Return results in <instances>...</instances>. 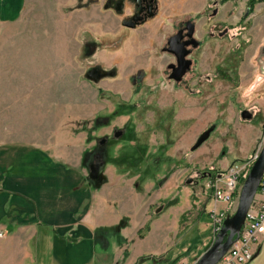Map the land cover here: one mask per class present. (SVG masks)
Wrapping results in <instances>:
<instances>
[{
	"label": "rangeland",
	"instance_id": "1",
	"mask_svg": "<svg viewBox=\"0 0 264 264\" xmlns=\"http://www.w3.org/2000/svg\"><path fill=\"white\" fill-rule=\"evenodd\" d=\"M248 1L206 0L202 12L191 5L186 13L188 2L183 12L173 11L174 0H24L20 16L0 27V148H42L86 182L88 165L99 167L103 184L104 169L131 168V154L138 172L168 158L169 169L184 165L178 151L186 146L175 141L185 134L199 132L188 156L202 134L208 146L221 138L226 150L240 153L239 130L259 128L261 108L240 126L216 112L238 105L242 85L254 94L264 77V0L249 15ZM193 16L202 46L183 82L174 84L166 72L172 60L161 48L173 27ZM221 130L232 134L220 137ZM114 132L121 135L115 139ZM190 238L193 251L201 237L193 230Z\"/></svg>",
	"mask_w": 264,
	"mask_h": 264
},
{
	"label": "crops",
	"instance_id": "2",
	"mask_svg": "<svg viewBox=\"0 0 264 264\" xmlns=\"http://www.w3.org/2000/svg\"><path fill=\"white\" fill-rule=\"evenodd\" d=\"M23 2L0 0V27L20 16ZM186 2V13L193 9L202 12L207 4L206 0H174L173 11L183 12ZM191 5L193 9L189 8ZM263 80L264 77L259 80L254 94L245 91L244 85L238 90L237 104L244 109L236 105L230 110H218L216 118L226 114V124L234 120L240 126L237 122H243L238 119L242 112L254 116L260 108L264 118V95L258 91L264 90L260 87ZM182 108L179 107L180 113ZM239 131L244 143L238 154L226 150L225 139L218 138L216 146H208L210 143L205 140L195 150L190 148L192 153L188 156L187 150L199 132L181 136L175 144L186 146L178 152H184L180 161L187 159L184 165L179 162L176 169L174 165L168 168V158L162 159L155 170L153 163L157 160L151 158L152 169L138 172L132 167L137 165V156L134 160L131 154L127 161L130 169H104L108 183H102L97 191L84 181L80 170L42 148H0V264H137L145 256L154 260L141 264H171L176 258L179 260L175 264H193L213 242L208 213L225 206L211 200L206 188L211 178L203 183L198 180L201 184L192 186L185 181L189 177L197 179L199 173L208 169L223 173L237 160L249 163L264 133L261 126ZM227 134H232L231 130L219 131L220 137L226 138ZM234 141L241 142L239 136ZM164 155L171 157L168 152ZM168 200L173 203L166 209ZM203 216L208 219L207 224L202 223ZM122 220L124 226L116 230ZM193 230L201 239L190 251ZM253 256L247 264H264V234Z\"/></svg>",
	"mask_w": 264,
	"mask_h": 264
},
{
	"label": "water",
	"instance_id": "3",
	"mask_svg": "<svg viewBox=\"0 0 264 264\" xmlns=\"http://www.w3.org/2000/svg\"><path fill=\"white\" fill-rule=\"evenodd\" d=\"M191 36V33L188 37ZM175 41V37H171L167 41V45L172 46V43ZM179 52L175 53L176 57V65H169L168 68L172 69L171 73L168 76V80L178 83L181 81L182 77L189 70L191 66V62L185 60L184 58L187 56L188 51H184L182 45L177 47ZM168 52L172 53L171 49H167ZM174 55V54H173ZM252 117L251 113L244 111L241 113L240 118L243 121H248ZM120 133L114 134V138H118ZM207 134H202L197 139L194 146L191 150H195L198 148L205 140ZM264 172V138L262 140V144L260 149L255 155L254 161L249 168L246 177L240 187L236 206L234 212L231 215H228L223 221L222 228L218 234L213 239L212 244L208 247V249L199 256L195 260L193 264H217L220 259L224 256V254L228 251L232 243L238 239L240 231L244 225L246 213L249 209L251 202L253 201L259 183L261 181L262 175ZM102 171L93 165H88V182H91L95 188L99 187L103 182L104 178L102 177ZM210 173H202L199 177L200 179L210 178ZM198 179L188 178L185 181L186 185H190L193 183H197ZM160 211V210H157ZM123 226V222L118 225L116 230H119L120 227ZM255 256V255H254ZM253 256V257H254Z\"/></svg>",
	"mask_w": 264,
	"mask_h": 264
},
{
	"label": "built area",
	"instance_id": "4",
	"mask_svg": "<svg viewBox=\"0 0 264 264\" xmlns=\"http://www.w3.org/2000/svg\"><path fill=\"white\" fill-rule=\"evenodd\" d=\"M255 158V156H254ZM254 158L251 160L254 161ZM249 163L233 164L214 179H210L206 188L210 198L216 204L225 206L222 210L213 209L208 213L213 239L222 228L223 221L235 209L233 204L238 197L240 187L248 172ZM234 212V211H233ZM264 234V172L257 193L246 213L244 225L239 237L217 264H247L253 257L255 246Z\"/></svg>",
	"mask_w": 264,
	"mask_h": 264
},
{
	"label": "flooded vegetation",
	"instance_id": "5",
	"mask_svg": "<svg viewBox=\"0 0 264 264\" xmlns=\"http://www.w3.org/2000/svg\"><path fill=\"white\" fill-rule=\"evenodd\" d=\"M143 1H144L143 2L144 4H147V3H149L150 0H143ZM218 1L220 3V2H224L225 0H218ZM214 10L216 11V9H214ZM189 17L183 19L182 21H180L177 25H175L173 27V32L171 33V35H169L166 38L165 44L161 48L162 52L163 53H167L170 56L171 60H172V62L166 66V72L168 73V76H169V74L171 73V70H172V69H169L168 66L169 65H176V62H177L176 57H175V53L179 52L177 47L182 45L184 51H188V54H187V56L184 59L191 62V61L195 60L194 53L198 49H200L201 46H202L201 42L195 38V33L197 31L196 26H195V22H194L195 16H193L191 18H189ZM190 33H191V36L188 37V35ZM223 33H226V30H224ZM171 37H175V41L172 43V46H169V45H167V41ZM168 48L172 50L171 51L172 53L167 51ZM193 64L194 63L191 62V66ZM191 66H190L189 70L192 68ZM189 70L186 73H189ZM186 73H185V75H186ZM185 75L182 77L181 82H183V79H184ZM168 76H167V79H168ZM172 83H174V82H172ZM174 84H176V83H174ZM116 133H119V132H114V134H116Z\"/></svg>",
	"mask_w": 264,
	"mask_h": 264
},
{
	"label": "trees",
	"instance_id": "6",
	"mask_svg": "<svg viewBox=\"0 0 264 264\" xmlns=\"http://www.w3.org/2000/svg\"><path fill=\"white\" fill-rule=\"evenodd\" d=\"M258 0H249L248 2H247V14L249 15L251 12H252V10H253V6H254V4L257 2ZM259 1H262V0H259ZM261 130L263 131V133H264V124H262L261 125ZM87 156V162L92 158V157H94V154L93 153H91V154H87L86 155ZM248 160H246V161H241V160H237V161H235L233 164H240V163H246ZM86 162V163H87ZM252 161L250 160L249 161V168L251 167V165H252ZM249 168H248V170H249ZM205 172H207V173H210V175H211V179H214V178H216L218 175H220L221 173H219V172H217L216 170H213V169H208V170H206ZM148 230V226H146L145 227V231H147ZM139 237H141L140 236V234H139ZM164 257V256H163ZM163 257H160V258H158V259H161V258H163ZM149 259H153L154 260V258H152V257H149V256H145V257H141V258H139L138 260H137V264H141L142 262H144L145 260H149ZM179 260V258H176L175 259V261H173L171 264H175L177 261Z\"/></svg>",
	"mask_w": 264,
	"mask_h": 264
}]
</instances>
